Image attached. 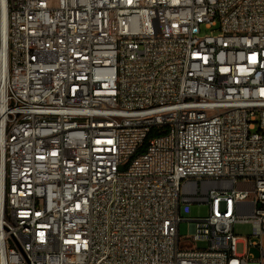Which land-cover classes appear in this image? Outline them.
Instances as JSON below:
<instances>
[{
    "label": "built area",
    "instance_id": "obj_1",
    "mask_svg": "<svg viewBox=\"0 0 264 264\" xmlns=\"http://www.w3.org/2000/svg\"><path fill=\"white\" fill-rule=\"evenodd\" d=\"M0 264H264V0H0Z\"/></svg>",
    "mask_w": 264,
    "mask_h": 264
},
{
    "label": "rangeland",
    "instance_id": "obj_2",
    "mask_svg": "<svg viewBox=\"0 0 264 264\" xmlns=\"http://www.w3.org/2000/svg\"><path fill=\"white\" fill-rule=\"evenodd\" d=\"M217 27H215L214 29H216ZM210 32V29H205L203 28V32ZM215 32H217V30H215ZM209 213V205L208 204H204V203H190V204H186L183 203L181 205V216L182 218H184V220H182L181 224H180V234L182 236H188L190 233V229H191V222L188 219H192V218H200V217H204L207 216ZM252 232V225L249 222H244V221H238L235 224V233L237 235H240L242 238H246L248 237ZM197 246L199 247H203L206 246L207 243L205 241H196L195 242ZM238 250L239 252H243L244 251V243L240 242L238 244ZM251 252L255 255L258 256L259 250L256 248H252Z\"/></svg>",
    "mask_w": 264,
    "mask_h": 264
},
{
    "label": "trees",
    "instance_id": "obj_3",
    "mask_svg": "<svg viewBox=\"0 0 264 264\" xmlns=\"http://www.w3.org/2000/svg\"><path fill=\"white\" fill-rule=\"evenodd\" d=\"M158 132H157V129H154L152 132H151V134H150V136H153V135H155V134H157ZM145 144H144V146L142 147V149H144L145 148Z\"/></svg>",
    "mask_w": 264,
    "mask_h": 264
}]
</instances>
